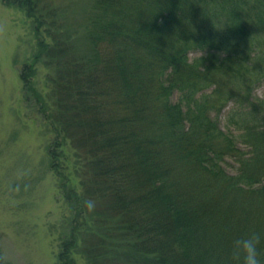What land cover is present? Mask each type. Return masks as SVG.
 <instances>
[{
  "label": "trees",
  "instance_id": "obj_1",
  "mask_svg": "<svg viewBox=\"0 0 264 264\" xmlns=\"http://www.w3.org/2000/svg\"><path fill=\"white\" fill-rule=\"evenodd\" d=\"M3 3L34 20V66L66 52L55 32L53 44L40 34L54 20L41 0ZM90 9L91 51L74 63L78 109L67 83L55 111L62 131L88 130L74 139L80 192L57 162L67 140L60 129L50 149L77 211L60 263L76 264L77 241L87 252L94 230L85 201L108 192L107 210L119 213L117 229L130 237L128 264H220L234 238L250 230L264 236V99L251 95L252 81L264 76V0H94ZM194 51L201 55L191 59ZM29 68L25 93L46 114ZM73 114L91 118L79 123ZM227 158L236 173L224 167ZM260 252L264 264V239Z\"/></svg>",
  "mask_w": 264,
  "mask_h": 264
},
{
  "label": "rangeland",
  "instance_id": "obj_2",
  "mask_svg": "<svg viewBox=\"0 0 264 264\" xmlns=\"http://www.w3.org/2000/svg\"><path fill=\"white\" fill-rule=\"evenodd\" d=\"M93 1L41 0V6L48 8L44 15L50 13L54 19L48 18L45 27H41L42 38L53 44L50 34L55 32L57 40L64 41L68 49L62 55L44 56L34 66L33 55L38 52L34 20L24 10L6 6L0 0V247L4 264H61L59 252L71 235V221L77 211L60 189V177L53 168L50 149H57L54 143L61 122L55 111L67 83L71 84L65 91L71 95L67 100L78 109L74 63L91 51L86 29ZM53 22L56 25L48 33L47 26ZM199 55V51L190 52L191 59ZM30 66L35 69L36 93L47 103L46 114L35 102L33 93L29 92L32 96L25 93L22 75L30 71ZM251 95L264 99V76L252 81ZM233 105L230 102L219 117L222 128ZM71 117L79 123L91 118L74 114ZM78 130L88 131L85 125L74 127L72 131L76 134L61 130L60 139L67 140L59 148L57 162L71 186L80 192L81 167L78 145L74 142ZM224 167L234 174L238 163L227 158ZM102 194V200L94 194L95 208L90 211L93 236L86 240L87 252L85 242L77 241L73 255L76 264H128L130 237L117 229L121 217L107 210L111 199L107 200L108 192ZM74 223L78 231V219Z\"/></svg>",
  "mask_w": 264,
  "mask_h": 264
},
{
  "label": "clouds",
  "instance_id": "obj_3",
  "mask_svg": "<svg viewBox=\"0 0 264 264\" xmlns=\"http://www.w3.org/2000/svg\"><path fill=\"white\" fill-rule=\"evenodd\" d=\"M89 211L95 208V202L85 201ZM264 236L258 231L250 230L231 241V245L220 264H262L260 245Z\"/></svg>",
  "mask_w": 264,
  "mask_h": 264
}]
</instances>
